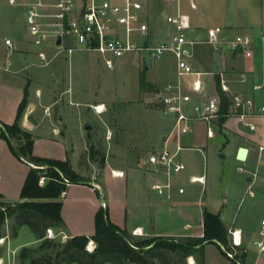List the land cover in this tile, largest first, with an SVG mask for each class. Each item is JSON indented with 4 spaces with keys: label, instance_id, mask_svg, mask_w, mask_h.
Returning <instances> with one entry per match:
<instances>
[{
    "label": "crops",
    "instance_id": "1",
    "mask_svg": "<svg viewBox=\"0 0 264 264\" xmlns=\"http://www.w3.org/2000/svg\"><path fill=\"white\" fill-rule=\"evenodd\" d=\"M17 1L20 4H24L32 0ZM257 1L259 2L260 0H255L254 3L259 6ZM17 7L22 9L25 17L24 6L18 5ZM164 10L165 7L160 12V19L163 21L162 30L166 23L163 17ZM257 13H251V27H245L243 19L237 17V19H230L226 23L227 28H224L230 38L241 35L240 33L250 35L252 41L247 49L240 48L233 51L229 46H226L224 54H221L216 52L211 45L202 43L198 45L195 56L192 59L194 67L198 63L203 67V69L197 70L223 72L231 89L229 95L241 94L253 99L256 106L255 114L248 117L245 122L235 118L223 121L216 127L215 138L213 139L208 138L205 124L196 123L194 125V133L185 137L187 138V144L184 146L188 149L181 155L187 170L172 179L174 183L172 199L161 198L153 189L155 184L166 183L167 178L161 174H154L146 170L147 174H142L139 171H136L137 173H126L123 171L125 173L124 177H114L111 170L115 169L111 167L104 168L102 180L105 181L109 176V179L113 181L109 187H105L106 195L102 185L100 186V184L93 181L71 185L68 192L63 196L64 206L62 210V216L67 227L65 233L69 237L87 236L91 238L94 236L96 215L101 209L98 192L101 191L111 222L122 230L127 231L133 242L156 237L176 239L202 237L204 229L203 213L206 209L211 213L220 215L229 230V234L231 230L241 231L242 243L240 246L233 245L231 236L230 240L235 253L245 255V264H264V255L260 253L259 248L255 244L256 241L260 240L261 223L264 219V152L260 151V148L264 147V115L258 111L259 107L264 106V27H261L259 14ZM248 14L250 16V13ZM201 15L205 16V13L203 12ZM233 32L236 34H233ZM191 34L203 42L207 39V32L202 34L196 30L192 31ZM161 36L160 32H155L153 43L163 41ZM166 37L164 36V38ZM28 45L31 47L29 37ZM33 51L35 53L34 49ZM12 55L5 61L8 71L17 65V59L12 58ZM8 61L12 63L11 66H9ZM174 70L175 76H172V80L169 82L175 80L176 62ZM191 82L192 78L187 79V89ZM204 82L206 93L210 95L214 93L222 94L220 78L217 75L204 77ZM256 87L260 88L256 89ZM158 92H160V89ZM41 95L42 92L40 90ZM24 97V84L10 82L0 76V194L6 203L20 201L23 186L32 168L28 163L22 161L23 166L26 167H20L8 142L1 138L2 125H12L15 122L19 106ZM35 100L37 99L35 98ZM85 102L84 104L78 101L77 105H94L89 100ZM34 105L33 103L30 104L22 125L25 129L31 131L34 136L35 156L54 160H67L69 158L75 169L79 170V163L76 166L75 160L76 163L79 161L81 148H78V146L81 143H75L76 147L73 148L70 138H67L68 136H60L59 129H55L53 121L46 123L43 121L46 120L45 118L42 121H38L33 114V110H36ZM59 122L64 124L65 117H59ZM44 126L49 127L48 135L40 136L39 134H42L41 128ZM64 126L67 130L73 127L77 128V125L70 127L64 124L62 128ZM86 126L84 127L85 130ZM43 142L48 143L49 149L61 147L62 153L57 156L50 153H42L40 145ZM195 148H202L207 153L219 151L220 157L226 159L227 162L223 172L218 171V173H214L210 177L208 172L201 170L200 166L202 161L205 160V153L202 154L194 150ZM241 148L248 149V156L245 162H240L237 158ZM96 163L91 165L95 166ZM236 164H238L239 174H235L232 169ZM12 165H16L19 170L16 177L14 174L9 173ZM240 167L245 169V172H241L239 170ZM255 173L258 174L257 177H254ZM199 175L206 176V185L189 182L191 176ZM183 182H186V184ZM113 183H117L116 187H113ZM97 185L100 186L101 190L96 188ZM181 187L185 188L186 192L184 194L178 193V189ZM106 196L109 202H107ZM167 207L170 208L169 210H174L176 213L180 212L184 215V224L181 228H165V226L162 227L159 224V213L161 214L164 210H167ZM238 211H240L239 215ZM136 230L139 231L137 235L134 234ZM33 240V242L29 243H36L34 235ZM204 254L205 264H234L232 259L224 255L215 244H206ZM187 263L197 264V257H189Z\"/></svg>",
    "mask_w": 264,
    "mask_h": 264
},
{
    "label": "rangeland",
    "instance_id": "2",
    "mask_svg": "<svg viewBox=\"0 0 264 264\" xmlns=\"http://www.w3.org/2000/svg\"><path fill=\"white\" fill-rule=\"evenodd\" d=\"M254 1L194 0L198 10L190 8L189 0L181 2L183 12L191 17L192 31L198 30L203 34L211 27L227 28L226 23L237 17L243 19L245 27H251L250 17L257 12L261 27H264V0L257 1L259 6H256ZM145 7L150 37L152 38L155 32H160L163 40L164 36L169 37L171 27L165 23L162 30L163 21L160 19V12L165 7L166 11L174 13L176 3L166 0H146ZM203 12L205 16L201 15ZM7 38L15 41L18 47L17 53L12 55V58L17 59V65L9 71L5 66V61L10 56L4 48V41ZM175 60V57L169 53L161 59L130 53L116 59L114 68L109 69L99 55L78 53L69 61L57 58L50 65L43 66L33 48L28 45L27 27L22 9L11 5L9 0H0V76L10 82L24 84L28 92V105L24 116L33 103L36 108L33 114L38 121H42L43 118L46 119L43 120L46 123L53 121L55 129H59L60 136L70 138L73 148L76 147L75 143H81L78 146L81 148L79 161L76 163L75 160L76 166L79 163L80 168L77 170L72 165L73 169L85 182L93 181L102 185L105 195V187H109L113 181L109 176L105 181L102 180L104 168L111 167L126 173L139 171L147 174L145 159L164 146V140L171 132L173 121L161 105V92H141L139 77L147 68V81L159 90L172 80V76H175ZM195 68L203 69L199 63ZM87 100L94 105H77L78 101L85 104ZM98 105L104 108L103 113L94 110L93 107ZM59 117H65V125L70 127L77 125V128L68 130L65 126L62 128L64 124L59 122ZM86 125H90L92 130H85ZM22 128L28 131L23 125ZM48 130V126L42 127V134L39 135L47 136ZM28 132L32 134L31 131ZM186 139L183 138L182 144H187ZM40 151L57 156L62 153V148L49 149L48 143L43 142ZM102 158L106 160L104 168L101 167ZM15 159L20 167H26L18 157L15 156ZM95 162H97L95 166L91 165ZM225 165H227L226 159L220 157L219 151H215L205 152V160L200 167L212 177V174L218 171L223 172ZM36 167L41 170L47 168V166ZM237 167L238 164L232 167L235 174H239ZM10 169L9 173L16 177L19 171L17 166L12 165ZM116 185L117 183H113V187ZM98 197L103 209L104 196L101 191L98 192ZM106 200L109 202L107 196ZM169 209L167 207V210L159 213V224L165 228H181L184 224V215ZM12 226L13 221L9 220L2 229L1 238L10 234V239L6 246H0V258H3L6 264H14L11 250H17L15 264H22L19 260L22 249L25 247L37 249L41 243H29L34 240L28 227H24L21 233H18V238L15 237Z\"/></svg>",
    "mask_w": 264,
    "mask_h": 264
},
{
    "label": "built area",
    "instance_id": "3",
    "mask_svg": "<svg viewBox=\"0 0 264 264\" xmlns=\"http://www.w3.org/2000/svg\"><path fill=\"white\" fill-rule=\"evenodd\" d=\"M166 1L176 3V9L172 14L166 10L163 12L164 20L171 30L169 37L159 43H153V37H150L145 13L146 0H37L24 4L10 0V4L24 6L29 43L43 66L50 65L57 58L69 61L78 53L99 55L109 69L114 68L116 59L130 53L146 55L152 59H161L168 53L175 57L176 78L160 89L161 105L173 121L171 132L165 138L164 146L145 159L146 171L167 178L166 183L155 184L153 189L161 198L172 199V179L187 170L181 155L188 148L182 144V140L194 133V125L205 124L208 138L213 139L222 118H235L245 122L255 114L256 106L253 99L244 95H229L231 89L223 72L199 71L192 62L199 44L207 43L216 52L224 54L226 46L233 51L247 49L252 41L251 36L241 34L230 38L224 28L213 27L208 29L207 39L203 42L192 36L191 17L183 12L182 0ZM189 6L192 10H198L194 0H189ZM4 46L10 56L18 50L11 38L5 39ZM247 54L250 55L249 52ZM8 62L11 66L12 63ZM216 75L220 78L222 94L210 95L206 93L204 77ZM189 78H192V82L187 89L186 81ZM224 97L228 99L227 113H223ZM93 108L97 113H103L99 105ZM258 111L264 115V106L259 107ZM194 150L205 153L202 148ZM260 151L263 153L264 147ZM239 170L245 172L242 167ZM112 175L124 177L125 173L112 170ZM257 175L255 173L254 177ZM45 180L46 178H41V186L45 184ZM65 182L68 184L67 180ZM189 182L204 186L206 176H191ZM96 188L101 190L99 185ZM185 192V188L178 189L179 194ZM103 208H107L105 202ZM138 233V230L134 231L135 235ZM230 236L234 246L241 245L240 230H231ZM70 238L66 233L56 232L52 228L46 232V239L49 240L67 242ZM9 239L10 234L0 238V246H6ZM255 244L264 255V219L261 223L260 240ZM96 247V243L91 240L87 249L92 253ZM11 252L15 264L17 250ZM227 256L233 259L235 253L227 252ZM0 264H6L3 258H0Z\"/></svg>",
    "mask_w": 264,
    "mask_h": 264
},
{
    "label": "trees",
    "instance_id": "4",
    "mask_svg": "<svg viewBox=\"0 0 264 264\" xmlns=\"http://www.w3.org/2000/svg\"><path fill=\"white\" fill-rule=\"evenodd\" d=\"M141 92L158 91L155 85L147 81V68L139 77ZM28 92L19 106L18 114L12 125H2L1 138L8 142L11 151L22 162L46 169L31 168L16 203H6L0 194V238L7 221H13V235L18 236L23 227H28L36 242L37 249L23 248L19 254L22 264H187L191 256L197 257V264H205L206 244L217 245L222 253H235L228 228L220 215L204 210L203 236L187 238L156 237L133 242L130 234L113 224L106 209L98 211L95 219V234L91 238L76 236L67 242L46 239V232L52 228L56 232L67 229L62 216L63 194L74 184L86 182L73 169L70 159L54 160L37 157L34 154V136L22 128ZM223 113H227L228 99L223 98ZM226 121L222 118L220 123ZM140 160V159H139ZM106 164L101 160V167ZM46 178L43 186L41 178ZM68 181V184L65 182ZM93 240L97 247L94 252L87 251L88 243ZM228 257V256H227ZM244 254H236L234 264H245Z\"/></svg>",
    "mask_w": 264,
    "mask_h": 264
},
{
    "label": "water",
    "instance_id": "5",
    "mask_svg": "<svg viewBox=\"0 0 264 264\" xmlns=\"http://www.w3.org/2000/svg\"><path fill=\"white\" fill-rule=\"evenodd\" d=\"M96 43L94 42V45H95ZM86 130H92V127L90 126V125H87L86 126ZM247 156H248V149H246V148H241L240 150H239V153H238V160L240 161V162H245L246 160H247Z\"/></svg>",
    "mask_w": 264,
    "mask_h": 264
},
{
    "label": "bare ground",
    "instance_id": "6",
    "mask_svg": "<svg viewBox=\"0 0 264 264\" xmlns=\"http://www.w3.org/2000/svg\"><path fill=\"white\" fill-rule=\"evenodd\" d=\"M100 109H102V111H104V108L102 106H100Z\"/></svg>",
    "mask_w": 264,
    "mask_h": 264
}]
</instances>
